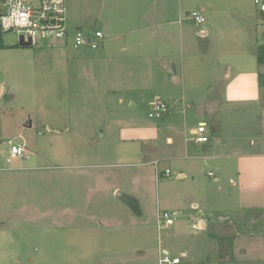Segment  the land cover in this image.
Wrapping results in <instances>:
<instances>
[{
    "label": "rangeland",
    "instance_id": "1",
    "mask_svg": "<svg viewBox=\"0 0 264 264\" xmlns=\"http://www.w3.org/2000/svg\"><path fill=\"white\" fill-rule=\"evenodd\" d=\"M211 4L227 6L222 17L214 15L216 32L208 39L213 47L206 43V51L200 52L213 65L231 52L237 34L244 42L255 27L262 35L264 24L257 20L253 0H211ZM103 5L100 0H66L69 27L104 30L99 19ZM4 42L0 48V94L6 89L0 95V221L9 225L14 241L25 249L19 263L13 264H160L158 254L164 247L170 249L171 259L189 251V264H264V161L259 166L260 185L250 189L245 181L252 179L244 175L246 185H242L236 175V163L242 158L226 157L264 152L260 118L264 87L256 102L215 97L223 84L206 85L212 73L200 68L195 78L199 76L203 85H188L196 93L188 91L186 99L199 98V91H205L206 98L194 102L191 109H183L180 103L169 116L150 118L151 104L168 100L135 97L134 104L119 94L123 90L111 93L102 82L104 74L90 70L105 66L98 62L102 50L76 49L56 40L15 47L19 44L14 34L6 35ZM217 69L222 75L223 67ZM260 72L264 75V69ZM179 92L172 91L168 97ZM202 120L210 122L206 129L211 142L187 143L207 154L196 178L187 171L188 178L180 179L173 168L170 178L157 177L155 165L147 164L148 160L181 154L184 138L191 137L190 129ZM28 121L31 127H26ZM166 135L175 142L166 140ZM9 139L27 147L26 159L6 163ZM130 139L137 141L122 152L121 143ZM142 149L148 158L139 157ZM173 163L163 161L160 171ZM210 172L216 175L210 177ZM188 191L203 204L195 214L191 199L184 196ZM241 203L245 209L236 210ZM158 208L177 212L176 223L159 231ZM230 208L229 217H235L243 233L234 243L210 237L216 225L224 224L217 222L227 215L222 212ZM193 215L211 218L212 227L201 228ZM133 223L143 226L132 228ZM3 244L0 239L2 254ZM226 249H230L227 255ZM224 254L227 258L221 259ZM179 259L181 264L188 262Z\"/></svg>",
    "mask_w": 264,
    "mask_h": 264
},
{
    "label": "crops",
    "instance_id": "2",
    "mask_svg": "<svg viewBox=\"0 0 264 264\" xmlns=\"http://www.w3.org/2000/svg\"><path fill=\"white\" fill-rule=\"evenodd\" d=\"M101 1L104 5L100 6L101 11L99 13V19L102 20L100 23L105 29H101L103 30L104 38L102 47L98 49L102 50L98 62L102 61V64H105V66L102 68H91L90 70L92 74H104L102 82L107 84V86L104 87L108 88L111 93L114 94V92L123 90L119 94L128 96V102H134V104L136 103L135 97H146L149 98L148 100L164 97L168 101L174 102L173 105H171L170 102L164 100L170 105V111L167 115L169 116L171 109H173L175 105L181 103L183 109H191L194 107L193 104L195 105L194 102L206 98L204 95L206 92L204 91V93H201V91H199L200 93L197 94L199 98H197V96L193 97L190 99L191 101L186 99V96H190V94H188V91H190L188 85H203L202 82L198 81L199 76L195 78L198 70L203 68L205 72L210 71L212 73L206 85L209 84L211 87L212 85L217 86V84H223L221 87L218 86L219 92H217L215 97H223V99L231 97L235 100H249L253 102L258 100L259 90L264 87V80H262L264 75L260 72L264 69V65H259L257 61V52L258 47L264 44V33L261 35V31H258V29H256L257 27L254 29L250 28L252 32H249L248 37L252 34L253 36H251V38H244V42L240 41L239 34H237L230 46L232 48L231 52L227 56L223 55L220 60L214 61L213 65H210L209 62L204 60V55L200 54V52L206 51L204 49L206 43H208L210 47H213L208 39L216 32L217 21L215 16L222 17L223 15L221 16V14H226L227 6L214 7L211 4V0H100V3ZM106 1H110V3L106 4ZM196 10L200 11L206 19L203 26L187 20V15ZM255 14H257V20L263 25L264 18L258 8ZM202 28L207 31L205 36H200L199 34ZM242 35H244V33ZM217 51L220 52V48H217ZM218 67H223L222 75L219 73L220 71H215L218 70ZM172 74L177 76V82L176 79L173 81L175 83L171 82ZM150 87L155 88V90L147 89ZM145 88L148 90L147 93ZM162 89H164L165 92H163ZM220 89H222V94ZM5 90V88H2L0 95H3ZM177 90L180 92L174 94L170 98L168 97L172 91L175 92ZM190 93H196V88L190 91ZM260 118L264 121V116ZM203 123L207 124V127H209L208 124H210V122L208 120L200 121L199 125ZM198 128L199 127L191 128L189 131L191 137L184 138V148H182L181 154L164 156L162 161L153 159L148 160L147 164L153 165H155V162H160V165L163 161L174 162V165H168L162 168L159 176L156 171L157 177H165L164 172L167 169H170L172 174L173 168V171L177 173L180 179L188 178L187 171L191 173L193 179L196 178L194 176L196 175L197 169H199L200 161L202 158H206L207 154L205 155L202 152H198V150L190 147L187 143L193 142L191 138L195 135ZM206 134L208 136L207 132ZM166 140L171 143L175 142L172 135H166ZM123 141L124 143L120 145V150L122 152L124 151V147L132 144L131 141L137 140L130 139ZM252 145L255 146V141H252ZM154 147L157 148L156 145L152 144L151 148ZM138 153H141L139 157L144 156V158H148L145 156L143 149L142 152ZM226 157L232 159L241 157L242 160L236 163V175L238 179L242 185H246L243 182L246 176V178L252 179L250 182L247 179L245 181L246 183L248 182V187L250 189L259 187L260 180L257 178L260 174V163L264 161V152L257 151L252 152V154H238ZM241 162H243L242 165ZM9 169L12 168L9 167L7 170ZM215 175L216 174L213 173V176H209L214 177ZM231 182L233 186H236L234 179H231ZM184 196L186 200H188V198L191 199L190 210L194 214V211H201V205L203 204L200 200L198 201L193 192L188 191ZM259 208L260 207H256L254 210L259 212ZM242 209H245L242 203L236 207V210L240 211ZM232 210L230 208L228 210L225 209L223 212L221 211L227 215H223L218 211V213L223 216L221 220L217 222L220 224L221 221H223L224 224H221V226L216 225L214 228V235L212 233L210 237L214 239L220 237V241L234 243L235 238L243 234L242 232L239 233L238 228L240 224L236 222L235 217H233L232 214L230 215L232 217L228 215ZM159 211L162 210L158 208L157 211V229ZM253 213L255 212L253 211ZM261 214V216H264L263 213ZM192 218H195L193 220L203 229L212 227L213 225V220L211 218H204L203 215H201V217L193 215ZM138 224L139 223H133L129 226L132 228H140L143 226V224L140 226ZM8 227L9 225H7L6 222L0 221V239L5 241V245L3 244L5 252L2 254L0 250V261L9 259L10 264L19 263L25 249L21 243H16L14 241V237L8 231ZM195 227L196 225L194 228ZM226 237H229L231 241L225 239ZM10 249L13 251H10ZM161 250L163 254L170 253V249L167 247ZM229 251L230 249H226L225 254H229ZM178 254H180V256H175V258H185L188 260L187 264L190 263L191 254H189V251L185 249ZM225 254L222 255L221 259L227 258ZM158 255L160 261V250Z\"/></svg>",
    "mask_w": 264,
    "mask_h": 264
},
{
    "label": "built area",
    "instance_id": "3",
    "mask_svg": "<svg viewBox=\"0 0 264 264\" xmlns=\"http://www.w3.org/2000/svg\"><path fill=\"white\" fill-rule=\"evenodd\" d=\"M253 3L258 8L264 18V0H254ZM187 20L195 24L204 25L205 17L200 11H194L187 15ZM207 31L200 30V36H205ZM8 34L17 37L18 44L21 40L31 41L32 46L44 41L56 40L72 44L76 49L98 50L102 47L104 38L103 30L88 32L83 28L69 27L67 19L66 0H0V48L5 44L4 38ZM150 118L166 116L170 111V105L165 101L153 102ZM206 124L199 125L195 135L191 140L195 144L207 143L208 138ZM9 153L6 163L11 164L15 159H26L27 147L13 139L7 141ZM156 171L160 175V162H155ZM165 177H171L170 169L165 170ZM213 176V173L209 174ZM158 230L162 227L173 226L178 220L175 211H159ZM160 264H180L179 258L171 259L169 254H160Z\"/></svg>",
    "mask_w": 264,
    "mask_h": 264
},
{
    "label": "water",
    "instance_id": "4",
    "mask_svg": "<svg viewBox=\"0 0 264 264\" xmlns=\"http://www.w3.org/2000/svg\"><path fill=\"white\" fill-rule=\"evenodd\" d=\"M31 46H32L31 41L24 42L23 40H21L20 43H19V47H21V48L31 47ZM174 79H176V82H177V80H178L177 79V76L175 74H172V76H171V82H173ZM173 83H175V82H173ZM31 126H32L31 122L28 121L26 127H31ZM116 197L121 199L123 196L121 195V193H117L116 194Z\"/></svg>",
    "mask_w": 264,
    "mask_h": 264
},
{
    "label": "trees",
    "instance_id": "5",
    "mask_svg": "<svg viewBox=\"0 0 264 264\" xmlns=\"http://www.w3.org/2000/svg\"><path fill=\"white\" fill-rule=\"evenodd\" d=\"M18 46L19 45H15V47H18ZM1 48H4V46H2ZM257 61L259 62V65H264V44H261L258 47Z\"/></svg>",
    "mask_w": 264,
    "mask_h": 264
}]
</instances>
